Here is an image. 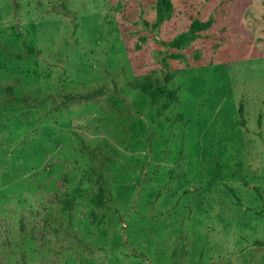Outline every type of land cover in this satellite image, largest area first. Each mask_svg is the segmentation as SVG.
Instances as JSON below:
<instances>
[{
  "label": "rangeland",
  "instance_id": "374dc122",
  "mask_svg": "<svg viewBox=\"0 0 264 264\" xmlns=\"http://www.w3.org/2000/svg\"><path fill=\"white\" fill-rule=\"evenodd\" d=\"M159 1L0 0V264H264V0Z\"/></svg>",
  "mask_w": 264,
  "mask_h": 264
},
{
  "label": "trees",
  "instance_id": "16d2710c",
  "mask_svg": "<svg viewBox=\"0 0 264 264\" xmlns=\"http://www.w3.org/2000/svg\"><path fill=\"white\" fill-rule=\"evenodd\" d=\"M123 1V0H120ZM121 5V2H120ZM173 12V5L171 0H160L159 1V9L158 16L159 19L162 20L166 15H169ZM212 26V20L200 21L199 19H192L189 30L185 33L180 34L173 41L169 43V46L173 49H180L186 46L189 42L202 39L204 37L203 33L210 29ZM35 53L34 47H29L27 53L21 55H16L17 58L23 59L24 56H29ZM175 59L182 58L181 55L175 54L173 55ZM173 85V80L166 77L162 83H157L154 80H147L138 82L135 85H132L133 89L139 90L146 96H148L151 100V105L156 106L159 104L162 98H167L169 101H176L177 96L174 91H172L169 85ZM6 89L11 91L13 86L6 85ZM239 114L243 117V106L241 105ZM244 123V118L241 120ZM104 187H99L97 191L92 196V203L101 208L104 205Z\"/></svg>",
  "mask_w": 264,
  "mask_h": 264
}]
</instances>
